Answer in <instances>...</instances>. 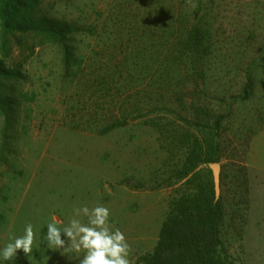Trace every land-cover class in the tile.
Here are the masks:
<instances>
[{
	"label": "rangeland",
	"instance_id": "1",
	"mask_svg": "<svg viewBox=\"0 0 264 264\" xmlns=\"http://www.w3.org/2000/svg\"><path fill=\"white\" fill-rule=\"evenodd\" d=\"M141 2L133 3L139 5L134 10L128 0H40L35 11L45 23L75 28L69 68L60 47L35 45L39 38L33 32H16L3 40L0 26V248L23 236L31 223L36 234L32 253H17L28 264H79L83 252L47 247V224L55 218L63 228L74 208L98 205L110 210L111 230L125 234L131 264H140L139 257L157 242L169 201L187 187L174 177L184 151L169 148V138L144 124V118L107 134L98 132L111 113L119 115L121 99L132 100L129 93L116 99L114 91L120 90L111 84L112 97L103 106L100 83L85 88L91 72L100 76L115 68L107 55L125 51L131 32L136 35L138 28L145 38L149 35L144 19L154 21L151 47L160 51L155 43L161 45L164 31L158 27L164 29L165 22L158 13L166 0ZM206 3L211 53L201 88L224 114L221 236L234 264H264V0ZM138 49L141 54L146 47ZM147 66L156 73L162 69L159 61ZM140 81L131 83L142 88L146 80ZM248 84L252 91L246 97ZM183 101L187 97L170 106L191 117L181 109ZM155 113L170 129L180 123L175 111L149 115ZM201 168L210 169L209 164ZM78 218L87 223L86 217Z\"/></svg>",
	"mask_w": 264,
	"mask_h": 264
},
{
	"label": "trees",
	"instance_id": "2",
	"mask_svg": "<svg viewBox=\"0 0 264 264\" xmlns=\"http://www.w3.org/2000/svg\"><path fill=\"white\" fill-rule=\"evenodd\" d=\"M141 1L128 0L130 5L127 6L138 9L139 5L133 3ZM39 2L40 0H0L2 39L5 40L16 32H33L39 38L35 45L49 42L60 47L64 64L69 68L73 62L70 36L75 28L69 24L45 23L35 11ZM162 7L158 16L161 22L164 20L165 27L158 29L160 33L164 31V37L161 45L155 43L160 51L157 53L151 47L156 30L154 21L152 18L144 19L143 27L149 29V35L145 38L138 28L135 29L136 35L131 32L132 37L126 39L128 47L125 51L120 50L118 55H107L108 62L117 64L115 68L111 72L103 70L100 76L91 72L93 76L85 88L92 89L100 83L101 86L98 87L103 106L109 102L108 98L112 97L111 84L120 90L119 93L114 91L113 96L116 99H121L122 92L129 93L132 97V100L121 99L119 115H109V119L107 118L98 129L101 134L121 128L131 120L144 118V124L169 138V148L177 146L184 151L182 163L174 177L177 182L184 180L187 187L169 201L157 242L152 250L139 257V263L234 264L227 255L221 236L225 218L222 193L216 197L211 170L201 168L203 164L220 161V139L224 119V114L214 109L206 91L201 88L206 81L207 59L211 53L209 7L206 0H166ZM142 20V17L137 18V21ZM3 40L2 47L5 46ZM139 42L146 47L141 54L138 49ZM154 61H159L162 66L159 73H156L152 66H147ZM127 65H132L133 68L128 69ZM124 71L128 73L126 77ZM1 77L0 68V80ZM142 79L146 80L142 88L141 85L131 83L144 82L140 81ZM250 87V84L245 87L246 97L252 91ZM184 96L187 101L180 103V106L191 117L177 112L170 106L179 100L182 101ZM165 110L178 114L176 119L180 123L177 127L170 129L159 113L149 115ZM242 168L245 169L239 167L241 172ZM220 178L222 184L224 177L221 175ZM4 264L28 263L17 254L16 258L4 261Z\"/></svg>",
	"mask_w": 264,
	"mask_h": 264
},
{
	"label": "clouds",
	"instance_id": "3",
	"mask_svg": "<svg viewBox=\"0 0 264 264\" xmlns=\"http://www.w3.org/2000/svg\"><path fill=\"white\" fill-rule=\"evenodd\" d=\"M81 216L87 218V223L78 218ZM109 216L110 210L100 205L91 209L87 206L74 208V215L67 226L58 227L55 218L47 224V247L68 254L83 252L79 264H131V247L127 238L121 230H111ZM35 235L33 225L28 223L23 236L0 248V259L10 261L21 250L30 256Z\"/></svg>",
	"mask_w": 264,
	"mask_h": 264
},
{
	"label": "water",
	"instance_id": "4",
	"mask_svg": "<svg viewBox=\"0 0 264 264\" xmlns=\"http://www.w3.org/2000/svg\"><path fill=\"white\" fill-rule=\"evenodd\" d=\"M209 167L213 174L215 193H216V197L218 198L221 193V187H220L221 164L219 162H211L209 163Z\"/></svg>",
	"mask_w": 264,
	"mask_h": 264
}]
</instances>
